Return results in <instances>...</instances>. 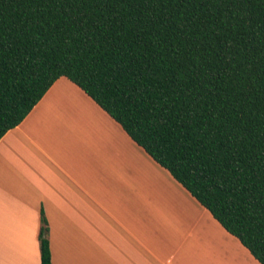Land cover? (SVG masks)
Returning a JSON list of instances; mask_svg holds the SVG:
<instances>
[{"label": "trees", "instance_id": "obj_1", "mask_svg": "<svg viewBox=\"0 0 264 264\" xmlns=\"http://www.w3.org/2000/svg\"><path fill=\"white\" fill-rule=\"evenodd\" d=\"M61 78L264 264V0H0V140Z\"/></svg>", "mask_w": 264, "mask_h": 264}, {"label": "crops", "instance_id": "obj_2", "mask_svg": "<svg viewBox=\"0 0 264 264\" xmlns=\"http://www.w3.org/2000/svg\"><path fill=\"white\" fill-rule=\"evenodd\" d=\"M163 170L59 79L0 140V264H41V211L53 264H253Z\"/></svg>", "mask_w": 264, "mask_h": 264}, {"label": "rangeland", "instance_id": "obj_3", "mask_svg": "<svg viewBox=\"0 0 264 264\" xmlns=\"http://www.w3.org/2000/svg\"><path fill=\"white\" fill-rule=\"evenodd\" d=\"M163 171H164V173H166V175H170L167 171H165V170H163ZM161 175H163V174H161ZM252 260H253V264H258V262L253 257H252Z\"/></svg>", "mask_w": 264, "mask_h": 264}]
</instances>
